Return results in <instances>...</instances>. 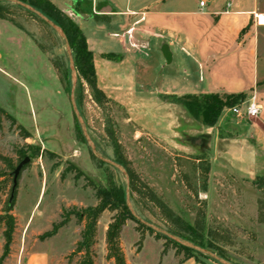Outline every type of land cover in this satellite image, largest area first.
Segmentation results:
<instances>
[{
    "label": "rangeland",
    "instance_id": "rangeland-1",
    "mask_svg": "<svg viewBox=\"0 0 264 264\" xmlns=\"http://www.w3.org/2000/svg\"><path fill=\"white\" fill-rule=\"evenodd\" d=\"M260 10H264V0ZM17 19L32 39L27 35L20 44L17 37L0 31V109L15 121L11 124L5 118L2 120L0 157L10 159L16 167L20 162L18 152L22 151L31 161L17 181L11 212L15 230L1 264H25L33 254L47 256L48 264H80L86 256L92 264H114L107 258L105 233L116 212L106 210L101 214L87 255L76 251L85 226L76 214L95 207L99 193H124L123 174L92 159L81 129L77 126L76 130L68 73L64 87L52 64L58 62L67 70L63 42L23 11ZM260 22H264L263 16ZM94 23L91 20L82 32L99 49L100 32ZM257 31L264 56V30ZM147 60L154 71L167 70L159 54L150 53ZM75 79L77 111L100 158L118 163V148L140 182L154 191L187 230L185 234L197 239L201 248L217 257L220 252L230 264H264V224L256 220V201L264 196L253 185L256 176L264 175V127L256 119L244 116L248 104H237L239 115L231 113L233 106H225L212 127L203 126V135L209 138L206 152L198 157L180 144L182 136L178 133L148 134L107 97L109 102L99 105L77 73ZM208 96L226 103L222 93ZM172 107L173 127H177L186 118L179 107ZM199 122L202 124V120ZM18 125L29 138L23 139ZM254 147L259 149L256 159L251 152ZM0 172L9 173L1 160ZM11 185V176L0 178V215ZM134 200L137 201L136 196ZM129 206L141 220V226L129 219L122 228L119 243L126 264H180L185 260L184 253L176 255L168 239L156 233H169L176 227L150 201H130ZM200 215L204 218V232L202 237L195 238L194 224ZM145 224L154 231L150 232ZM209 231L220 236L214 242L220 251L209 247ZM225 240L231 244L223 245ZM3 245L1 227L0 259ZM188 251L195 262L219 264L211 257Z\"/></svg>",
    "mask_w": 264,
    "mask_h": 264
},
{
    "label": "crops",
    "instance_id": "crops-1",
    "mask_svg": "<svg viewBox=\"0 0 264 264\" xmlns=\"http://www.w3.org/2000/svg\"><path fill=\"white\" fill-rule=\"evenodd\" d=\"M52 2L64 7L62 10L69 15L76 11L74 21L82 34L83 26H89L91 20L95 22L93 26L100 32V48L83 36L93 55L97 87L148 134L178 133L183 139L201 137L207 140V145L209 137L203 135V125L192 120L182 107L186 122L173 127L172 104L177 105L172 100L215 93L226 96L243 93L244 105L253 99L259 105V114L254 119L264 127V56L257 31L264 30V22H260V17L264 18V10H260L262 0ZM0 31L17 37L20 44L23 37L27 38L25 32L3 20ZM150 53L159 54L167 70L154 71L147 60ZM175 80L180 83H173ZM189 119L196 128H189ZM180 128L182 131L178 132ZM169 138L173 139L171 135ZM252 149L256 159L259 149ZM47 262V256L33 254L25 264ZM180 264L199 263L187 259Z\"/></svg>",
    "mask_w": 264,
    "mask_h": 264
},
{
    "label": "trees",
    "instance_id": "trees-1",
    "mask_svg": "<svg viewBox=\"0 0 264 264\" xmlns=\"http://www.w3.org/2000/svg\"><path fill=\"white\" fill-rule=\"evenodd\" d=\"M24 4H27L31 8L35 9L36 11L40 12L42 15H44L47 19H49L51 22H53L55 25H57L66 36L67 42L69 44L70 52L73 58V63L75 67V71L79 78H81L89 88L91 95L94 100L98 102L99 105L103 106L107 104L109 101L104 95L102 91H100L96 84V77H95V71L93 66V55L88 50L85 37L81 33L80 29L78 28L77 24L73 20V18L76 16V11H72L71 15L68 13L60 10L58 7H56L53 3H51L49 0H17ZM23 11L26 16L31 18L32 20L37 21L38 23L44 25L45 27L49 28L45 23H43L39 18H37L35 15L23 10L22 8L6 2H0V20L6 21L13 25L15 28L25 32L31 39L32 36L26 31L25 27L21 22L18 21L17 17L19 15V12ZM50 29V28H49ZM51 30V29H50ZM52 31V30H51ZM53 32V31H52ZM54 33V32H53ZM39 49H42L40 46L37 45ZM53 67L55 68L59 81L61 82L64 87H66V76L68 73V82H69V69L67 64V70L63 68V65L59 64L58 62H53ZM70 85V82H69ZM226 103L223 104L221 101H218L216 98H213L211 96H202V97H193V96H183L179 98H175L172 101L174 103H178L183 105L187 111L190 112L192 115V118L196 121L202 120V125L205 127H212L217 120V117L223 107H237V104H243L246 100V95L243 93L237 94V95H227L226 97ZM3 118L7 119L11 124H15L14 119L6 115L1 109H0V130L2 128V120ZM75 119V118H74ZM76 130L78 123L76 122ZM19 129V132L21 133V136L23 139L29 138V134L19 125L17 126ZM79 128V126H78ZM79 133L77 131V137H79ZM18 156L20 158V161L23 160L26 157L25 152H18ZM117 156L119 158L118 164L123 166L125 169L128 179H129V193H130V201L134 202H142L143 200L150 201L163 215L165 219H167L169 222H171L176 229L175 230H169V233L180 238L183 240H186L190 243H192L195 246H198L201 248V245L196 241L197 239H191L188 237L185 233L187 232L186 229L180 224V222L174 217V214L172 211L166 206V204L154 193V191L150 188H148L145 184L141 183L138 176L134 173V171L130 168V163L127 161L125 157H123L117 148ZM92 159H95V157L92 155ZM1 162L4 164V166L9 170V173H2L0 172V178H3L5 176H11L12 172L15 169V166L12 164V161L6 157H0ZM99 163H102L98 161ZM24 170V169H23ZM205 173L208 171L205 170ZM19 179V177H18ZM18 181V180H17ZM253 185L256 188L257 192L260 194H263L264 196V175L263 176H256L255 180L253 181ZM17 188V187H16ZM11 189L12 185L10 187L9 196L4 202V206L1 211L0 215V228H3V239H4V245H3V255L0 259V264L2 263L3 259L7 256L9 252L10 245L12 243V238L15 230V220L12 216L11 212L14 207L15 203V197H16V189L12 193V200L10 201L11 196ZM115 192V191H114ZM124 195V196H123ZM134 196L137 197V201L134 200ZM124 197V200H123ZM97 205L93 208H87L80 213L76 214V217L78 220L85 221V226L83 229V232L81 234V241L77 245L76 251L78 253L85 252L87 255V251L90 248V246L93 244V238L95 235L96 230V223L101 216V214L109 210L111 212H116V214L113 216L111 222L108 224L106 233H105V244L107 249V258L113 260L114 264H126L124 255L122 253L119 238L122 231V228L124 227L127 220L132 219L135 221V219L130 214L126 202H125V186H124V193H122V190H119L116 194L109 195V194H103L99 193L97 195ZM256 220L259 224H264V199H258L256 201ZM138 223L137 221H135ZM140 226L141 224L138 223ZM204 218L202 215H200L194 224V236L195 238H200L203 236L204 232ZM56 228H54L55 231ZM150 232H152L150 230ZM54 234V232L52 233ZM160 235H156L157 238H159ZM208 243L209 247L218 249L220 251L221 249L217 247V245L214 242H218V238L220 236L213 233L212 231H209L207 233ZM223 239V238H222ZM168 242L176 249V255H180L181 253H184L185 260L191 259L190 252L180 244L171 241L168 239ZM231 243L227 240L223 241V245H230ZM218 256L222 259H224V256L218 252ZM199 264H203L199 261H197ZM80 264H92L91 260L86 256L85 259Z\"/></svg>",
    "mask_w": 264,
    "mask_h": 264
},
{
    "label": "water",
    "instance_id": "water-1",
    "mask_svg": "<svg viewBox=\"0 0 264 264\" xmlns=\"http://www.w3.org/2000/svg\"><path fill=\"white\" fill-rule=\"evenodd\" d=\"M0 2H6V3H11L14 4L20 8H22L23 10L35 15L37 18H39L43 23H45L56 35L57 37L63 42L64 45V49L66 52V56H67V64H68V69H69V82H70V91H69V97H70V104H71V108H72V112L74 115V118L76 120V122L78 123L79 128L81 129V132L83 134V138L84 141L86 143V145L89 147L92 155L98 159L100 162L106 164V165H110L114 168H116L117 170H119L124 177L125 183V202H126V206L130 212V214L132 215V217L135 219V221H137L138 223L141 224V220L137 219L132 211V209L129 206L130 203V193H129V179H128V175L125 171V169L123 168V166H121L118 163H114V162H109L106 161L102 158H100L97 153L95 152V148L93 147L89 136L87 134L86 131V127L83 124V122L81 121L80 115L77 111V107H76V103H75V89H76V79H75V75H76V71H75V67H74V63H73V58L70 52V48H69V44L67 42L66 36L64 35L63 31L57 26L55 25L53 22H51L49 19H47L44 15H42L40 12L36 11L35 9L31 8L30 6H28L27 4H24L20 1L17 0H0ZM164 55V54H163ZM166 58V56H164ZM193 120V119H192ZM187 142H189L193 147L198 148L203 150V153L205 152V150L207 149V140L205 138H201V137H195V138H190V137H186ZM31 161V159L29 157H25L23 160H21L18 165L15 167V169L12 172V189H11V196H10V201L12 200V193L13 191L16 189L17 187V180L18 177L20 175V173L23 171V169L26 167V165ZM146 227L148 229H150L151 231H154L153 228L147 224H145ZM158 234H160L161 236L174 241L178 244H180L181 246L193 250L199 254L202 255H206L208 257H211L212 259H214L215 261H217L219 264H230L224 261V259L215 256L212 252L205 250L203 248H200L198 246L193 245L192 243L180 239L170 233H165L162 232L160 230H157Z\"/></svg>",
    "mask_w": 264,
    "mask_h": 264
},
{
    "label": "built area",
    "instance_id": "built-area-1",
    "mask_svg": "<svg viewBox=\"0 0 264 264\" xmlns=\"http://www.w3.org/2000/svg\"><path fill=\"white\" fill-rule=\"evenodd\" d=\"M200 6H203V2H200ZM231 113L234 115H239L240 114L239 107L232 108ZM244 114L247 118H256L259 114V105L255 103L254 100L252 99L248 103Z\"/></svg>",
    "mask_w": 264,
    "mask_h": 264
},
{
    "label": "flooded vegetation",
    "instance_id": "flooded-vegetation-1",
    "mask_svg": "<svg viewBox=\"0 0 264 264\" xmlns=\"http://www.w3.org/2000/svg\"><path fill=\"white\" fill-rule=\"evenodd\" d=\"M175 104H176V103H175ZM176 105H177L179 108L182 107L183 109H185V110L187 111V109H186L183 105L178 104V103H177ZM187 113H188L189 117H190L191 119H193V118H192V115L190 114V112L187 111ZM193 120H195V119H193ZM189 128H196V125H195V122H194V121L192 122V124L189 125ZM194 131H196V129H195ZM197 134H198V133H197ZM180 144L184 145L185 147L190 148L192 151H194L195 154H197L198 157L202 156L203 150L193 147L189 142H187L186 139H183V137H182V140L180 141ZM205 152H206V150H205Z\"/></svg>",
    "mask_w": 264,
    "mask_h": 264
}]
</instances>
